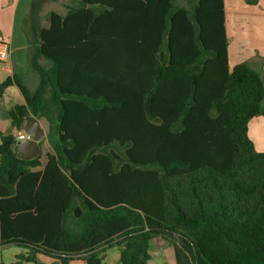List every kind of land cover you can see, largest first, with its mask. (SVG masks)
I'll return each mask as SVG.
<instances>
[{
	"label": "trees",
	"instance_id": "1",
	"mask_svg": "<svg viewBox=\"0 0 264 264\" xmlns=\"http://www.w3.org/2000/svg\"><path fill=\"white\" fill-rule=\"evenodd\" d=\"M24 29L34 91L8 109L13 129L49 124L52 152L26 161L0 135V246L24 262L153 264L155 239L176 264H264V153L248 134L264 82L229 71L224 0H65ZM46 23V25L44 24ZM43 167L41 171L32 169Z\"/></svg>",
	"mask_w": 264,
	"mask_h": 264
},
{
	"label": "crops",
	"instance_id": "2",
	"mask_svg": "<svg viewBox=\"0 0 264 264\" xmlns=\"http://www.w3.org/2000/svg\"><path fill=\"white\" fill-rule=\"evenodd\" d=\"M32 1L0 0V21L5 24L4 28H0V40H6L10 45V68L8 70H0V83L8 77H16L29 90L34 91L37 87L33 88L29 83L31 76L36 72L30 66L31 49L24 29V22L28 17ZM224 12L228 38L229 71L231 72L238 64L248 63L260 73L264 82V0H224ZM33 80L35 82V77ZM14 86L18 88L22 102H9L6 98V92L0 97V135L10 133L15 135L17 132L11 126L8 109L14 104H24L25 100L19 87L16 84ZM39 121L46 133L45 139L41 142V152H43L41 161L45 165L47 163V154L52 152L47 137L49 124L44 118L39 119ZM10 129H13V132ZM248 134L256 150L264 153V116L255 117L250 121ZM42 169L43 167H39L32 169V171L36 172ZM169 246L166 242L164 247L167 249ZM2 248L4 247L0 246V251L3 250ZM111 250L116 252V259L119 261L121 257L119 249L115 247ZM44 260L48 261V259ZM70 264L86 263L83 260L76 259Z\"/></svg>",
	"mask_w": 264,
	"mask_h": 264
},
{
	"label": "rangeland",
	"instance_id": "3",
	"mask_svg": "<svg viewBox=\"0 0 264 264\" xmlns=\"http://www.w3.org/2000/svg\"><path fill=\"white\" fill-rule=\"evenodd\" d=\"M177 4L180 6H186V0H177ZM71 6L72 3L67 2L65 0H50L43 5V14L46 15L50 11H56L59 13H65ZM6 19V17H5ZM46 25V23L44 22ZM4 28L5 24L0 21V28ZM35 77V82L33 78ZM39 84V78L36 73L31 76L29 85L33 88H36ZM19 90L16 86H11L6 90V98L9 102L12 103H20L22 99L20 98ZM6 119L7 116L5 115ZM13 132V129H10ZM45 156V153H44ZM166 242L162 239H155L151 244L150 255L152 256V263L153 264H175V251L174 249L169 246V248L165 249L164 247ZM3 250L0 251V264H35L32 262H24L20 259L19 255L26 254L27 249L21 248L15 245L6 246L2 248ZM48 259V261L44 260ZM41 264H59V261L45 256L40 255L39 257ZM53 261V262H52ZM104 264H121L116 259V252L108 249L104 254Z\"/></svg>",
	"mask_w": 264,
	"mask_h": 264
},
{
	"label": "water",
	"instance_id": "4",
	"mask_svg": "<svg viewBox=\"0 0 264 264\" xmlns=\"http://www.w3.org/2000/svg\"><path fill=\"white\" fill-rule=\"evenodd\" d=\"M24 131L31 135L27 139L18 143L16 152L26 161L36 159L41 154V142L45 139L46 133L39 119L31 116L24 125Z\"/></svg>",
	"mask_w": 264,
	"mask_h": 264
},
{
	"label": "built area",
	"instance_id": "5",
	"mask_svg": "<svg viewBox=\"0 0 264 264\" xmlns=\"http://www.w3.org/2000/svg\"><path fill=\"white\" fill-rule=\"evenodd\" d=\"M10 61V45L6 40H0V70H8ZM15 137L18 141L31 139V135L27 134L24 129L16 132Z\"/></svg>",
	"mask_w": 264,
	"mask_h": 264
}]
</instances>
